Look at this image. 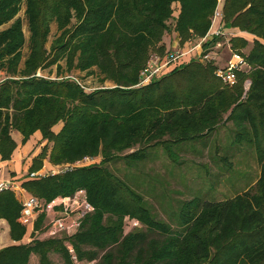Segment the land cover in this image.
<instances>
[{"label":"trees","instance_id":"1","mask_svg":"<svg viewBox=\"0 0 264 264\" xmlns=\"http://www.w3.org/2000/svg\"><path fill=\"white\" fill-rule=\"evenodd\" d=\"M174 2L181 4L174 25L180 44L200 41L217 0H0V69L8 76L0 84L2 159H11L17 147L13 131L23 143L37 131L47 141L31 171L46 158L57 166L102 157L98 164L20 181L45 203L87 191L94 211L73 236L21 242L27 232L22 202L16 192L0 191V219L16 241L0 248V264H29L32 254L40 264H55L51 253L61 254L65 264H74V255L90 264H264V0H224V28L254 36L252 42L241 35L229 39L248 66L236 70L233 85L217 74L215 60L200 57L140 84L150 52L170 31ZM23 4L31 36L22 65L26 38L17 15ZM54 22L60 35L48 50ZM219 40L204 43V54L214 56ZM64 58L69 68H98L103 81L115 86L89 92L73 77L38 74ZM205 155L223 162L232 177L251 170L248 158L257 161L259 172L242 187L231 188L229 178L227 186L236 192L217 199L180 169L187 157L195 164ZM163 156L170 162L164 174L150 165ZM214 177L210 181L217 184ZM171 179L185 184L186 193ZM185 194L190 196L176 197ZM128 216L140 226L126 233Z\"/></svg>","mask_w":264,"mask_h":264},{"label":"rangeland","instance_id":"2","mask_svg":"<svg viewBox=\"0 0 264 264\" xmlns=\"http://www.w3.org/2000/svg\"><path fill=\"white\" fill-rule=\"evenodd\" d=\"M25 7H26V5L22 6L21 11L17 15L24 20L23 21V23H24L23 29H24L25 38H26L25 45L22 48L23 49L22 50L23 51L22 65H23V61L25 60L26 56L29 53V37L31 36L29 28H28V22H27V19L25 17ZM172 10H173L172 16H171L170 20L168 21V23L171 26L170 31H167L164 33L162 40L158 43V46L150 52V55H149L150 57H152L154 55H158V56L163 57V56H166L167 53L172 52V51H186L187 49H190L193 46L192 43H195V41H191V43L190 42H184V44H180L181 41L179 40V38L177 36V32L174 30L175 19L181 13L180 12L181 11L180 2H174L172 4ZM73 22H75V19H73ZM8 25L9 24H7L5 26H8ZM228 33L229 34L227 35V37L222 38V41L225 44L221 48L217 49L218 54H219L218 56L220 57V59H219V61L215 59V61L218 63L219 67H225L227 65L228 58L231 56V50H230L226 40L227 39L229 40V38H231L233 35H236V30L228 29ZM59 35H60V32L58 30L57 23L54 22L51 25V32H50L48 41L46 43V48L48 50L50 49L53 40H55ZM178 40L180 41L179 44L175 45V42ZM248 51H249V47L246 49V52H248ZM196 52L199 53L196 50V51L192 52L191 54H188V56L186 57V62L190 61L194 57H199V56H197L198 54ZM181 63H177L174 66H177ZM38 74L45 76V77L52 78V79L73 77V78L77 79V81L82 85V87L85 89V91H89V92L93 91L97 88H104V87L105 88H112L115 86L114 82H112L110 80H104L103 81V76L100 74L98 68L94 67L91 70H85V71H82L80 69H75V68H69L65 58L61 59L58 63L53 64V66H47V67L39 70ZM62 127H63V122L60 121L58 124H56L53 127V130L57 133L62 129ZM225 132H224V134H226ZM224 134L222 131L220 135H224ZM42 141L44 142V144L41 145V149L47 144V141L44 140L43 138H42ZM42 141H39L37 144L34 143V145L39 146L42 143ZM189 144H191V142H187L184 145L188 146ZM50 147H51V144H49V148ZM241 153H243V152H241ZM245 155H246V153L243 156H245ZM101 159H102V157L98 156L94 160L95 162H93L91 164H98L101 162ZM192 159L193 158H191V157H189V158L187 157L185 159L186 162L182 165V168H180V169H182L183 172L185 171V173H187V177L185 179L188 180V182H190V183L196 182V188L197 189L203 187L206 191L207 190H213V192L215 194V198H217V199L224 198L225 196H231L236 192V191L228 188L226 181H228L229 178H230V181L228 183H229V186L231 188L242 187V186H245L248 182H250L253 179L254 175L256 178V176L259 172V164L257 163L256 160H253L250 158H248L245 161L246 162L245 164H246V166H250L251 170L240 169V170H237L236 172L234 171L235 173H237V175H234L235 173L233 175L237 176V177H234V176L232 177L231 173L226 171V168L223 166V162L217 161V160L215 161L210 156L205 155V156H200L198 158H195L196 159L195 164L193 163V161H191ZM236 161H238V160H236ZM91 164L90 163H81L79 167L89 166ZM122 164L123 163L120 162L119 166H121ZM150 165H154L156 167V171L158 170L160 173H163V174L165 172H167V169H170V166H169L170 162L167 158H165V156H163V158H161L159 160V162L150 163ZM150 165H148V166L150 167ZM240 166H241V168H246L245 165H239V168H240ZM189 167H190V169H188ZM237 167H238V165H237ZM205 170H208V172L210 171V175ZM200 174L203 175V178L199 177ZM211 174L216 175V177H214V175H211ZM204 177H205V179H204ZM213 177L216 178L215 181H217V184L214 181H212V182L210 181V179H213ZM172 182L174 184L173 187H175L177 189L179 188V190L181 192L186 193V190L184 188L185 184L181 185L178 182V180H172ZM189 187H190V185H189ZM188 195L190 196V194L177 195V196L175 195V196L185 198V197H189ZM149 198H152V197L149 196ZM152 201L154 202L155 206L157 207V210L160 211L161 215H163V217H165L166 214L164 212H162V208L160 207L159 202L156 201L155 199H153ZM43 216L44 217H43V220L41 222V225H42L41 228L43 226H46V223L49 220V217L47 215H45L44 213H43ZM39 217L35 221L34 227L36 226V223H37ZM136 222H138L137 226L134 224ZM124 223H125L124 228H125L126 233L133 230L134 228H137L140 226L138 219H136L134 217L132 218L129 216L126 218ZM33 233L34 232L31 228V226H29L28 230L26 232V235L28 237L29 236L31 237V236H34ZM5 238H6L5 240H7L5 244H9L11 242V240L13 239L10 236H5ZM69 241L70 240H68V242H66L65 245H66L67 249L69 250V252L71 254H74L71 252V250H74L73 245ZM50 257L55 264H65L64 258L59 253H51ZM29 264H40L38 256L35 254H32ZM74 264H77V263L74 261ZM80 264H90V263L89 262H83Z\"/></svg>","mask_w":264,"mask_h":264},{"label":"built area","instance_id":"3","mask_svg":"<svg viewBox=\"0 0 264 264\" xmlns=\"http://www.w3.org/2000/svg\"><path fill=\"white\" fill-rule=\"evenodd\" d=\"M223 4L224 0H217V5L211 19V26L208 33L201 38L200 41L192 43L193 46L190 49H187L186 51H172L163 57L158 55L152 56L143 71L140 84L149 83L153 78L168 71L175 64L183 62L184 58L188 54H191L196 50L199 52L196 53L200 58L215 60L216 54L214 56L212 55V52L204 54V43L212 39L214 36L224 38L229 34L228 30L223 26ZM189 42L191 43V41ZM226 42L230 48L229 40L227 39ZM224 44L225 43L222 40H219L215 45H213V48L216 50L221 48ZM228 59L229 60L225 67L218 68L217 74L225 83L233 85L237 79L236 70L245 69L248 66L244 57L236 52H232V50L231 56ZM7 79V74L0 69V84ZM95 159L96 157L88 156L73 164L57 165L52 166L50 169L37 171L33 170L28 174V176L34 179L48 174L61 173L62 171L66 172L69 169H73V167L80 166L81 163L91 164L95 162ZM2 190H12L22 198L20 220L26 227L31 226L33 232L35 233L34 236L39 239L52 238L61 235L73 236L80 230L85 217L94 211V206L89 201L87 191L84 188L76 190L74 194L69 196L59 195L48 203L43 202L35 196L29 195L19 180L0 179V191ZM43 213L49 217V220L47 221L46 226H43L40 230H35V221ZM134 224L137 226L138 222ZM32 238L33 236L31 239ZM71 252L74 253V250H71ZM73 258L77 264L82 263L77 260L75 255Z\"/></svg>","mask_w":264,"mask_h":264},{"label":"crops","instance_id":"4","mask_svg":"<svg viewBox=\"0 0 264 264\" xmlns=\"http://www.w3.org/2000/svg\"><path fill=\"white\" fill-rule=\"evenodd\" d=\"M236 30V35H241L246 37L250 42L253 41L254 36L247 33L242 32L240 29H233ZM179 40L175 42L179 44ZM216 60L219 61L220 57L218 56V50L215 52ZM188 56V55H187ZM186 56V57H187ZM186 57L184 58V62H186ZM230 58V57H229ZM229 60V59H228ZM12 136H14V140L17 143V147L13 152L11 159L3 160L0 154V179H14L23 181L28 177V174L31 172L30 168L33 167L34 159L42 153L41 145L44 144L42 141V135L39 131L35 132L31 138L28 139L27 142L23 143V136L18 131H13ZM39 141L42 143L39 146L34 145L37 144ZM52 165L50 164L49 160L46 158L43 161V165L39 170L42 169H50ZM18 198L21 200L22 198L18 195ZM28 230V227H26ZM5 236H10V226L9 223L5 219H0V248L16 243L13 239L9 244H5L7 240H5ZM11 237V236H10ZM32 237V236H31ZM31 237L25 234L24 238L21 242H29ZM26 240V241H25Z\"/></svg>","mask_w":264,"mask_h":264}]
</instances>
